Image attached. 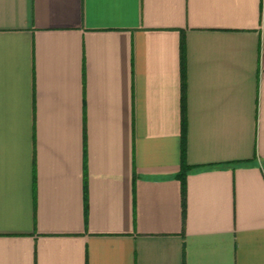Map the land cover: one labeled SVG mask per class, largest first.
<instances>
[{
    "label": "crops",
    "instance_id": "obj_1",
    "mask_svg": "<svg viewBox=\"0 0 264 264\" xmlns=\"http://www.w3.org/2000/svg\"><path fill=\"white\" fill-rule=\"evenodd\" d=\"M0 264H264V0H0Z\"/></svg>",
    "mask_w": 264,
    "mask_h": 264
},
{
    "label": "trees",
    "instance_id": "obj_2",
    "mask_svg": "<svg viewBox=\"0 0 264 264\" xmlns=\"http://www.w3.org/2000/svg\"><path fill=\"white\" fill-rule=\"evenodd\" d=\"M185 42L184 38L181 41V53H182V67H183V81H182V168L179 174V178L182 181L183 188H182V206H183V213L186 210V189H185V179L189 170L192 169L191 166L187 164L186 161V85H185V73H184V63H185Z\"/></svg>",
    "mask_w": 264,
    "mask_h": 264
}]
</instances>
